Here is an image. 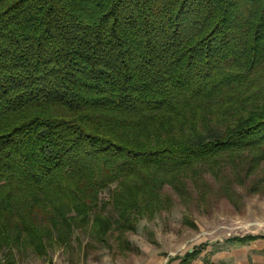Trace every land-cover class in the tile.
Returning <instances> with one entry per match:
<instances>
[{"label": "trees", "instance_id": "16d2710c", "mask_svg": "<svg viewBox=\"0 0 264 264\" xmlns=\"http://www.w3.org/2000/svg\"><path fill=\"white\" fill-rule=\"evenodd\" d=\"M263 164L264 0H0V264L128 251L166 188L233 200Z\"/></svg>", "mask_w": 264, "mask_h": 264}, {"label": "rangeland", "instance_id": "374dc122", "mask_svg": "<svg viewBox=\"0 0 264 264\" xmlns=\"http://www.w3.org/2000/svg\"><path fill=\"white\" fill-rule=\"evenodd\" d=\"M263 171L264 164L259 172ZM215 188L207 200L201 201L194 192L185 203L166 188L173 199L171 209L152 220L141 219L135 232L127 234L128 251L119 250L112 240L108 246L89 244L87 235L76 232L69 244L51 247L42 256L16 254V264H180L192 250L199 254L189 264H206L217 258V252L238 248L233 239L249 235L257 240L247 243L248 247H263L259 264H264V188L252 193L236 187L238 196L233 200L220 195L217 185ZM101 196L107 198V190Z\"/></svg>", "mask_w": 264, "mask_h": 264}, {"label": "crops", "instance_id": "0c3cea01", "mask_svg": "<svg viewBox=\"0 0 264 264\" xmlns=\"http://www.w3.org/2000/svg\"><path fill=\"white\" fill-rule=\"evenodd\" d=\"M248 244L239 246L230 253H228L227 251L217 252L216 254H214V256H217V258L211 259L210 262L215 264H250L249 260H251L256 264L262 263L263 254L261 251L263 247L257 248L255 250L254 248H252V246L248 247ZM251 251L254 252L252 253Z\"/></svg>", "mask_w": 264, "mask_h": 264}]
</instances>
